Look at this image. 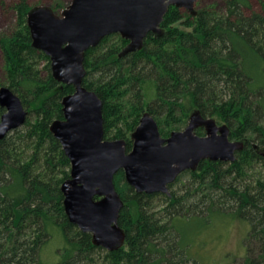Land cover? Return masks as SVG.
Instances as JSON below:
<instances>
[{"label":"trees","instance_id":"16d2710c","mask_svg":"<svg viewBox=\"0 0 264 264\" xmlns=\"http://www.w3.org/2000/svg\"><path fill=\"white\" fill-rule=\"evenodd\" d=\"M30 7L15 1L16 25L0 38V87L27 109L24 124L0 139V264H44L41 251L55 233L64 240L55 264H198L188 249L200 233H187L177 221L215 212L250 225L240 264H264V0L256 10L249 0H224L223 12L204 9L194 17L170 6L163 32L148 33L142 49L120 56L128 41L114 33L85 52L83 85L102 100L105 139H125L130 150L129 134L144 111L166 137L197 109L226 123L231 140L244 141L233 162L206 160L180 174L170 197L136 192L117 171L126 240L113 251L93 245L64 213L60 186L70 161L49 126L63 118L61 100L73 87L57 82L48 56L31 46ZM4 111L0 106V118Z\"/></svg>","mask_w":264,"mask_h":264},{"label":"water","instance_id":"95a60500","mask_svg":"<svg viewBox=\"0 0 264 264\" xmlns=\"http://www.w3.org/2000/svg\"><path fill=\"white\" fill-rule=\"evenodd\" d=\"M196 0H71L56 13L47 5L29 8L26 23L31 46L50 60L52 77L71 85L63 96L62 119L49 126L70 161V174L60 186L68 221L91 234L93 245L108 251L126 240L118 224L123 200L114 184L122 170L125 181L136 192L171 196L169 185L185 171H196L203 161L233 162L244 147L243 140H231L226 123L203 117L199 110L189 115L182 130L161 136L154 117L145 111L125 139H105L102 100L83 85L85 52L105 36L117 33L128 41L120 56L142 49L148 33L163 32L160 24L170 6L197 15ZM0 139L21 127L27 109L8 87H0ZM201 128L203 135L196 129Z\"/></svg>","mask_w":264,"mask_h":264},{"label":"rangeland","instance_id":"374dc122","mask_svg":"<svg viewBox=\"0 0 264 264\" xmlns=\"http://www.w3.org/2000/svg\"><path fill=\"white\" fill-rule=\"evenodd\" d=\"M15 1L16 0H0V38L9 34L16 25V16L13 10ZM249 1L253 10L259 8V0ZM70 2L71 0H27V3L31 7L35 5H47L52 7L55 3H59L62 8H59L57 11L53 9L56 13H59ZM195 9L197 12L204 9L223 12L224 0H196ZM183 11H185L184 14L188 13L189 15V12L186 10ZM44 64L45 62L42 63V66H44ZM4 66L5 63L0 49V85L4 83L5 79ZM217 120L221 124L222 121L220 119ZM184 127L185 125L182 126L180 130ZM160 203L161 201H159L157 205H160ZM177 225L182 227L187 233L192 231L200 233L198 241L188 249L189 255L192 259L196 260L198 264H240L245 257V239L249 232L250 225L244 219L231 215H222L221 212H215L207 220L194 218L188 222L177 221ZM63 245V238L59 233H55L41 251L42 262L44 264H55L59 262Z\"/></svg>","mask_w":264,"mask_h":264},{"label":"flooded vegetation","instance_id":"af4514ba","mask_svg":"<svg viewBox=\"0 0 264 264\" xmlns=\"http://www.w3.org/2000/svg\"><path fill=\"white\" fill-rule=\"evenodd\" d=\"M145 112V111H144ZM143 114V113H142ZM126 141V140H125ZM131 141V140H130ZM131 145H132V141H131Z\"/></svg>","mask_w":264,"mask_h":264}]
</instances>
